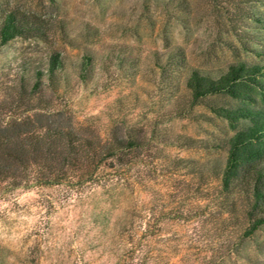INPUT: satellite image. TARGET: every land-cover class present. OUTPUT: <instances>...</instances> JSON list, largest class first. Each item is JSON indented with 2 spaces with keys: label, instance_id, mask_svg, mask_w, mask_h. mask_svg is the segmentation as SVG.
<instances>
[{
  "label": "rangeland",
  "instance_id": "374dc122",
  "mask_svg": "<svg viewBox=\"0 0 264 264\" xmlns=\"http://www.w3.org/2000/svg\"><path fill=\"white\" fill-rule=\"evenodd\" d=\"M179 1L0 0L53 29L45 43L16 39L0 50V84L31 77L56 51L65 81L55 109L103 139L115 127L154 133L138 173L121 183L19 189L1 200L0 264H264V229L244 238L246 199L221 187L233 132L208 107L235 102L212 97L188 111L185 88L193 68L264 64V0ZM253 14L259 20L246 19ZM177 48L181 71L171 65Z\"/></svg>",
  "mask_w": 264,
  "mask_h": 264
},
{
  "label": "trees",
  "instance_id": "16d2710c",
  "mask_svg": "<svg viewBox=\"0 0 264 264\" xmlns=\"http://www.w3.org/2000/svg\"><path fill=\"white\" fill-rule=\"evenodd\" d=\"M183 4L181 0L176 6ZM246 19L259 20L256 14ZM51 32L43 15L0 3V50L16 39L45 43ZM232 34L249 51L248 40L235 31ZM232 44L226 47L233 50ZM171 60L176 70L187 68L181 48L172 53ZM90 62V57L83 62V74ZM64 71L63 55L53 51L44 69H35L31 77L21 71L10 87L0 84V201L19 189L67 186L78 190L121 183L131 171L138 173L142 152L154 141L153 132L149 137L143 130L122 127H115L103 139L88 132L89 126L76 123L72 115L55 109ZM185 88L191 98L188 111L212 97L235 102L233 106L207 107L233 132L220 172L221 187L226 195L245 197L248 226L243 237L251 238L264 229V64L238 61L225 70L193 68ZM226 210L235 213V209Z\"/></svg>",
  "mask_w": 264,
  "mask_h": 264
}]
</instances>
